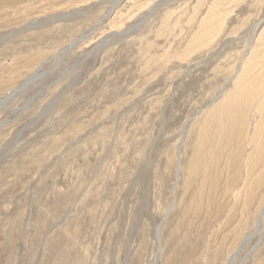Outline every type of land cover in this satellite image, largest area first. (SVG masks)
Segmentation results:
<instances>
[{
	"label": "rangeland",
	"instance_id": "1",
	"mask_svg": "<svg viewBox=\"0 0 264 264\" xmlns=\"http://www.w3.org/2000/svg\"><path fill=\"white\" fill-rule=\"evenodd\" d=\"M217 1L0 0V264H264V186L190 177L264 77V0ZM263 97L232 116L239 190Z\"/></svg>",
	"mask_w": 264,
	"mask_h": 264
},
{
	"label": "bare ground",
	"instance_id": "2",
	"mask_svg": "<svg viewBox=\"0 0 264 264\" xmlns=\"http://www.w3.org/2000/svg\"><path fill=\"white\" fill-rule=\"evenodd\" d=\"M220 1L222 0H218L217 4L220 3ZM204 23L205 21L202 26H204ZM262 53H264V51L260 52L261 55ZM257 58L259 59L258 54L257 56H253V60L250 59L243 66L241 74L238 75L235 80V92L228 93L218 106L216 105L217 108H221L225 115L223 118V131L218 135L217 145L220 149L219 153L222 154L221 160L219 161V159L215 157V151H213V156L209 157V148L208 146H204L197 156V162L194 163L190 176L193 177L194 174L197 175L198 170L202 167L201 161L207 159V163L204 161V166L207 171L204 182L206 187L212 184V178L218 182L221 179L224 183V186L222 185L224 190L237 193L239 199H244L248 203L255 199L257 193L256 190H258L259 187L264 186V172L256 170V162L259 160V155L264 154V97L261 98V103L259 105V111H261L260 119L254 127V134L251 138L252 151L246 161L248 168L247 178L245 180V185L241 190H239V181H237L236 177H240L242 172L240 166H244L243 163H245L242 153L246 143H239V147L237 148L233 146L234 141L229 139V137L232 134V116L237 115L238 113L241 115L242 112H244L245 106L247 104L251 105L252 102L256 100L257 96H260L261 93L264 92V77L259 76V70L256 65L257 63H254V59L257 60ZM207 136L208 134H205L204 139L207 140ZM233 165L237 166V171L232 169Z\"/></svg>",
	"mask_w": 264,
	"mask_h": 264
}]
</instances>
